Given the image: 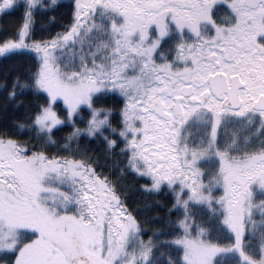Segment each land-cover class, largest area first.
Returning <instances> with one entry per match:
<instances>
[{"label": "snow or ice", "instance_id": "snow-or-ice-1", "mask_svg": "<svg viewBox=\"0 0 264 264\" xmlns=\"http://www.w3.org/2000/svg\"><path fill=\"white\" fill-rule=\"evenodd\" d=\"M0 264H264V0H0Z\"/></svg>", "mask_w": 264, "mask_h": 264}, {"label": "trees", "instance_id": "trees-1", "mask_svg": "<svg viewBox=\"0 0 264 264\" xmlns=\"http://www.w3.org/2000/svg\"><path fill=\"white\" fill-rule=\"evenodd\" d=\"M12 20H14V17L11 16L3 17L0 18V24L8 23L11 22Z\"/></svg>", "mask_w": 264, "mask_h": 264}]
</instances>
